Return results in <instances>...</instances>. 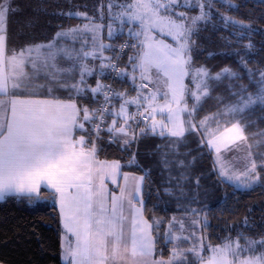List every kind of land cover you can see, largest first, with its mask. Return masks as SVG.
Wrapping results in <instances>:
<instances>
[{"label":"snow or ice","instance_id":"1","mask_svg":"<svg viewBox=\"0 0 264 264\" xmlns=\"http://www.w3.org/2000/svg\"><path fill=\"white\" fill-rule=\"evenodd\" d=\"M213 3L107 0L105 14V0H100L99 22L87 12L69 10V18L84 22L61 28L47 43L10 48L8 21L17 9L11 0H0V200L15 196L39 201L42 189H49L65 238H74L63 248L66 264H264V234L253 238L237 231L213 245L205 234L207 217L201 218L196 208H178L184 215L167 221L146 218V174L124 172L121 183L120 162L98 158L105 134L109 144L123 151L151 134L168 140L160 161L164 169H186L190 153L180 154L179 146L195 133L200 145L215 154L214 170L222 181L250 188L261 178L264 163L258 165L251 151L244 116L256 105L264 106V66L248 67L239 49H234L236 69L214 71L194 60V36L201 23L213 18ZM221 19L225 29L233 26L230 36L237 44L245 29H251L230 16ZM104 28L109 43L103 42ZM125 29L127 39L115 45ZM225 43L230 46L232 40L225 38ZM243 47L250 53L254 44L249 39ZM126 50L131 54L121 66ZM106 75L130 83L131 89L120 91L104 83ZM245 76L249 85L237 83ZM93 77L95 84L90 83ZM251 85L255 91L249 90ZM218 91L217 111L197 121L203 104ZM257 135L264 137V132ZM241 144L248 149L250 164L243 170L226 167L221 162L225 154ZM129 163H135V154ZM186 178L181 171L169 177V184L175 179L183 194L180 181ZM164 191L173 195L170 186ZM243 227L250 229L248 217ZM161 238L172 245L167 259L154 255ZM205 250L209 255L202 254Z\"/></svg>","mask_w":264,"mask_h":264},{"label":"trees","instance_id":"2","mask_svg":"<svg viewBox=\"0 0 264 264\" xmlns=\"http://www.w3.org/2000/svg\"><path fill=\"white\" fill-rule=\"evenodd\" d=\"M105 0V7H106ZM16 12L10 14L8 21L9 47L19 48L28 44L46 43L61 28L72 27L83 20L69 18L66 13L71 11L87 12L96 16L100 0H11ZM232 5H236L235 8ZM105 9V8H104ZM60 13H65L61 15ZM213 18L207 24L201 23L198 36H194L198 47L194 51V60L199 64L218 71L224 66L237 68L239 57L234 54V49H239L242 56L249 60L248 67L257 68L264 66V0H215L212 5ZM222 15H227L244 24L251 25L245 29L246 35L235 42V37L230 36L234 30L232 25L225 29ZM118 35L114 43L125 39ZM225 38L232 40L226 45ZM251 39L254 44L250 53L244 45ZM213 53L209 56L208 53ZM111 55L110 52H107ZM131 50H127L121 61V66L127 62ZM107 75L104 77L106 80ZM94 78V77H93ZM92 79V82L95 80ZM249 85L245 76L242 81ZM113 87L123 91L131 89L130 83L114 80ZM255 91V86L249 87ZM134 92L130 91V94ZM219 91L208 99L199 111L196 119L217 111L216 96ZM118 107V104H117ZM244 120L249 124L246 133L249 143L253 145L251 151L257 164L264 163V140L257 134L264 132V106L256 105L249 110ZM192 137L196 135L192 134ZM99 156L106 159L121 161L122 170L147 176L143 185L144 215L149 219H170L174 214L183 216V211L178 208L189 207L200 210V216L207 217L209 227L205 234L210 237V242L215 245L220 243L225 236L236 235L243 231L246 235L258 237L264 234V168L260 171V182L250 188L240 189L228 181H222L214 167L209 166L212 152L209 149L188 148L181 154L187 156L188 167L172 171L165 170L160 163L161 155L165 149V140L159 135L151 134L141 138L128 151L121 150L115 143L109 144L105 134L100 141ZM160 146V151L157 150ZM202 147V146H201ZM195 149V151H193ZM135 154V163L129 160ZM169 153V159L173 158ZM183 158V157H182ZM208 164V165H207ZM183 171L186 179L181 180V189L176 187V180L169 184V177H178ZM197 179L199 183H197ZM170 186L173 195L165 193L164 188ZM211 188V192H210ZM248 217L250 229L243 227V221ZM236 227L229 232V227ZM163 229H161V232ZM60 214L50 190L42 189L39 201L29 202L26 197H5L0 200V262L3 264H65L60 257ZM209 241H205L207 244ZM171 244L165 245L161 238L155 250V256L167 258ZM203 255L207 256L205 250ZM195 264V262H194Z\"/></svg>","mask_w":264,"mask_h":264},{"label":"rangeland","instance_id":"3","mask_svg":"<svg viewBox=\"0 0 264 264\" xmlns=\"http://www.w3.org/2000/svg\"><path fill=\"white\" fill-rule=\"evenodd\" d=\"M180 10H183V9H180ZM105 11V14L107 13V7H105L104 9ZM196 12H198V9L196 10ZM196 12L192 13V14H196ZM84 21H82L81 23H83ZM99 22V20L97 21ZM107 19L104 20V23L107 24ZM116 26L118 27L119 24L118 22L116 23ZM101 36H102V39H103V42L104 43H109L110 41L108 40V37H107V28H104L101 32ZM127 38V35H126V29H125V34L123 35ZM107 54V52H106ZM131 95H135V93H132ZM162 102V101H161ZM159 115L157 116V119H159ZM199 121V120H197ZM212 127H215V124L213 123L211 125ZM193 135H196L195 133H192ZM192 134H187L186 135V138L182 141L181 145L179 146V153L181 154V151H184V150H187L188 148H196V149H201L203 147H201L200 145V136L196 135V137H192ZM79 135V133H77V136ZM165 140V146L168 144V140L167 139H164ZM207 147H204V149H206ZM165 149H167L165 147ZM208 149V148H207ZM195 151V149L193 150ZM247 152H248V149L247 147L244 145V144H241L240 148L235 150L234 152H230V153H226L225 154V159L222 160L221 162L223 164H225L226 167L228 168H236L237 170H243V168L245 167L246 164H250V158H247ZM186 153V152H185ZM212 155L210 157V160H211V163L209 164V166H212L214 167V159H215V154L212 152ZM98 158L100 160H107V161H113V160H118V159H106V158H102L99 156L98 154ZM119 161V160H118ZM120 164H121V161H119ZM122 165V164H121ZM208 165V164H207ZM124 172H127V173H130L131 175H134V176H140V174H135V173H132L131 171H128V170H122L121 169V183H123V180H122V174ZM218 172V171H217ZM260 182V179L258 181H256L252 186L258 184ZM231 183V182H230ZM108 184H109V187L112 188L113 186L111 185V181L109 180L108 181ZM235 187L237 188H240V189H246L244 187H238L237 184H234L232 183ZM49 190V189H48ZM115 191H119L118 189H114ZM211 188H210V192H211ZM57 204V203H56ZM58 206V204H57ZM58 209H59V206H58ZM60 211V210H59ZM175 216H177L176 214H174ZM145 216V215H144ZM146 217V216H145ZM178 217V216H177ZM61 218V216H60ZM147 218V217H146ZM60 226H61V234H60V245H61V249H60V257H61V260L63 261V263L66 264V262L64 261L63 257H62V254H63V248L64 247H67V245L71 242V243H74V238H71V234H67L68 238H65V230L63 228V225L61 223V219H60ZM253 238H258V237H253ZM172 246V245H171ZM183 247H187L188 245L185 244V245H182ZM155 255V253H154ZM209 255V253H208ZM156 257V256H155ZM157 259H159V257H156ZM167 259V258H165ZM195 262V261H194ZM0 264H3L0 262Z\"/></svg>","mask_w":264,"mask_h":264},{"label":"built area","instance_id":"4","mask_svg":"<svg viewBox=\"0 0 264 264\" xmlns=\"http://www.w3.org/2000/svg\"><path fill=\"white\" fill-rule=\"evenodd\" d=\"M125 39H127V38H125ZM125 39H122V40L118 41L117 43H115V45L118 46L119 44L123 43ZM126 51H127V50H126ZM122 59H123V58H122ZM113 82H114V80L111 79V78L109 77V75H107L106 80H104V83H106V84H112V86H113ZM132 110L134 111L135 108L133 107Z\"/></svg>","mask_w":264,"mask_h":264},{"label":"crops","instance_id":"5","mask_svg":"<svg viewBox=\"0 0 264 264\" xmlns=\"http://www.w3.org/2000/svg\"><path fill=\"white\" fill-rule=\"evenodd\" d=\"M78 24H81V22L80 23H78ZM77 25V24H76ZM75 26V25H74ZM47 43V42H46ZM38 44H40V43H38ZM77 47H78V45H77ZM106 55H110L109 53H107ZM94 80H95V78H93ZM42 82V81H41ZM90 83H92V84H95V81L94 82H92V79L90 78ZM56 95H60V96H66L67 94L66 93H56ZM121 169H122V167H121ZM43 189H47V188H43ZM57 205V204H56ZM58 207V206H57ZM59 210V209H58ZM59 214H60V211H59ZM61 219V218H60Z\"/></svg>","mask_w":264,"mask_h":264}]
</instances>
